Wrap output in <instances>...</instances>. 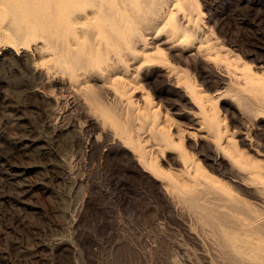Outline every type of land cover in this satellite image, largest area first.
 I'll return each mask as SVG.
<instances>
[{"label": "rangeland", "instance_id": "1", "mask_svg": "<svg viewBox=\"0 0 264 264\" xmlns=\"http://www.w3.org/2000/svg\"><path fill=\"white\" fill-rule=\"evenodd\" d=\"M113 29L71 78L0 29V264H248L217 224L264 236V0H116Z\"/></svg>", "mask_w": 264, "mask_h": 264}, {"label": "clouds", "instance_id": "2", "mask_svg": "<svg viewBox=\"0 0 264 264\" xmlns=\"http://www.w3.org/2000/svg\"><path fill=\"white\" fill-rule=\"evenodd\" d=\"M116 0H0V29L20 45L41 44L68 77L90 72L112 32ZM87 37V42H85Z\"/></svg>", "mask_w": 264, "mask_h": 264}, {"label": "bare ground", "instance_id": "3", "mask_svg": "<svg viewBox=\"0 0 264 264\" xmlns=\"http://www.w3.org/2000/svg\"><path fill=\"white\" fill-rule=\"evenodd\" d=\"M158 57H159L158 52H155L152 55H145L143 57L142 61L144 63H150ZM207 99H208V97H207ZM220 200H223V199H220ZM224 200H226V202L231 204L232 206L237 205L236 199H224ZM226 219H227V224H224V223L223 224H217V229L219 230V232L221 234V237H222L224 244L227 247L236 250L238 252V254L239 253L244 254L246 260L248 261V264H264V236L257 238L255 241L247 240V241H245L247 243L245 246H240L239 241H242V239L240 238V236L238 234H235L233 232V230H232L233 226L230 224L231 223L230 217H228ZM257 227L263 228V226H257ZM257 227L255 226V227H251V228L255 229ZM234 264H239V263H237V261H236V263L234 262Z\"/></svg>", "mask_w": 264, "mask_h": 264}]
</instances>
